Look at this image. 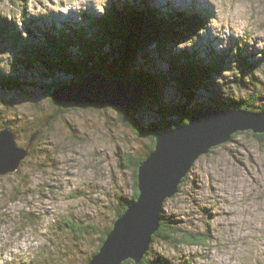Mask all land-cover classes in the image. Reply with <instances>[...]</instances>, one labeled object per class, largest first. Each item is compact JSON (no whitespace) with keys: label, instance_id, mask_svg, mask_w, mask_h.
<instances>
[{"label":"rangeland","instance_id":"374dc122","mask_svg":"<svg viewBox=\"0 0 264 264\" xmlns=\"http://www.w3.org/2000/svg\"><path fill=\"white\" fill-rule=\"evenodd\" d=\"M19 1L0 0L1 13L14 18L26 11L51 25L78 22L82 13L104 14L110 0H27L26 10ZM153 3L205 12L206 28L197 37L200 48L211 46L224 53L239 45L249 63L264 60V0ZM8 53L3 47L0 66L22 87L11 96L0 89V107L10 114H0V121L25 145L31 129L44 124L55 109L40 88L46 78L12 66ZM230 73L226 76L233 79ZM255 76L264 97V73ZM168 90L176 103L184 100L173 84ZM118 118L113 110L60 114L19 171L0 177V264H84L94 254L103 232L113 226L117 197L134 195L133 172L119 166L120 157H142L150 146L148 138ZM138 119L144 126L159 120L151 101ZM187 177L181 191L165 202L163 220L209 240L202 246H171L157 239L147 258L157 264H264V140L250 131L238 133L198 159ZM69 224L87 228V233L77 238Z\"/></svg>","mask_w":264,"mask_h":264},{"label":"trees","instance_id":"16d2710c","mask_svg":"<svg viewBox=\"0 0 264 264\" xmlns=\"http://www.w3.org/2000/svg\"><path fill=\"white\" fill-rule=\"evenodd\" d=\"M18 3L26 10L29 1L20 0ZM104 7V14L82 13L78 22L52 21L51 25H46L42 16L32 17L26 11L14 17L16 20L0 11V52L3 47H7L11 65L30 74L33 71L48 77L59 74L70 76L73 80L98 70L109 74L111 78L141 81L159 117L156 122L148 124V128H174L179 123L187 122L190 115L198 110L264 112L260 80L255 76L259 71L264 73V60L256 64L249 63L245 49L239 45L224 53H218L211 46L200 48L197 37L206 28L205 12H196V8L182 10L171 3L159 6L153 0H110ZM179 43L185 44L184 47ZM5 70L0 66V89L9 93L21 89V82ZM228 73L234 78L231 79V75L227 77ZM226 80L236 89V94L226 86ZM170 84L178 87L184 98L181 103H176L170 97ZM49 103L54 107L52 101L49 100ZM54 108L55 112L58 111ZM3 112L8 114L0 107V114L3 115ZM54 116L55 113L38 128L33 127L30 134L41 130L43 135L41 127ZM119 118L121 120V116ZM174 118L179 120L175 122ZM253 136L264 140V134ZM236 137L237 134L232 139ZM152 150L151 147L144 157L127 154L119 160L122 169L135 170L134 195L123 198L132 200L138 197L136 170ZM117 198L119 202L113 210V224L127 209L123 198ZM68 227L77 238H81V233H87V228L82 231L83 227L73 224ZM112 228L110 226L103 232L99 247L84 264L98 253ZM157 239L171 246H202L209 240L207 236L183 233L178 226L166 220H162L153 242ZM149 254L142 264H157L147 258ZM124 264L135 263L129 260Z\"/></svg>","mask_w":264,"mask_h":264},{"label":"water","instance_id":"95a60500","mask_svg":"<svg viewBox=\"0 0 264 264\" xmlns=\"http://www.w3.org/2000/svg\"><path fill=\"white\" fill-rule=\"evenodd\" d=\"M42 75L46 79L40 88L58 111L113 110L121 116V120L118 119L123 125L132 128L139 137L148 138V150L153 149L136 170L138 197L126 204V211L115 220L98 253L87 264H124L129 260L142 264L150 251L153 236L161 227L165 202L178 194L198 159L209 154L213 148L231 141L238 133L250 131L264 134V112L245 110H198L190 115L187 122L174 128H148L138 119L143 105L149 100L141 81L111 78L98 70L73 80L66 75ZM58 111L51 121L41 127L43 134L51 122L58 120L60 114H65ZM41 136V130H37L30 134L25 145H21L18 133L10 128H1L0 177L17 173L31 156L33 146ZM124 156L118 155L120 159ZM134 175L135 170L133 189Z\"/></svg>","mask_w":264,"mask_h":264},{"label":"clouds","instance_id":"9594fccd","mask_svg":"<svg viewBox=\"0 0 264 264\" xmlns=\"http://www.w3.org/2000/svg\"><path fill=\"white\" fill-rule=\"evenodd\" d=\"M227 15V13H225V16Z\"/></svg>","mask_w":264,"mask_h":264},{"label":"flooded vegetation","instance_id":"af4514ba","mask_svg":"<svg viewBox=\"0 0 264 264\" xmlns=\"http://www.w3.org/2000/svg\"><path fill=\"white\" fill-rule=\"evenodd\" d=\"M34 148V147H33Z\"/></svg>","mask_w":264,"mask_h":264}]
</instances>
